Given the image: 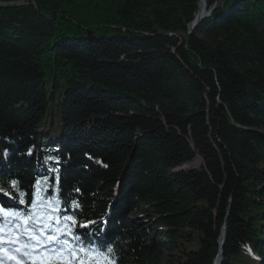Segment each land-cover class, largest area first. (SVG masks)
Returning a JSON list of instances; mask_svg holds the SVG:
<instances>
[{"label":"trees","instance_id":"1","mask_svg":"<svg viewBox=\"0 0 264 264\" xmlns=\"http://www.w3.org/2000/svg\"><path fill=\"white\" fill-rule=\"evenodd\" d=\"M198 3L0 0V195L81 264H215L224 229L264 264V0Z\"/></svg>","mask_w":264,"mask_h":264},{"label":"rangeland","instance_id":"2","mask_svg":"<svg viewBox=\"0 0 264 264\" xmlns=\"http://www.w3.org/2000/svg\"><path fill=\"white\" fill-rule=\"evenodd\" d=\"M217 7H218L217 3L214 4L212 6V8H210V9L208 8V5H206V9L205 10H206V12H210L211 13ZM198 11H199V8H198ZM198 14L200 15V11H199V13H197V15ZM204 16H205V18L207 17V15H204ZM190 30H191V28H190ZM201 162L203 163V161L198 157L192 163L183 165L181 168L184 167L185 169L180 170V172H182V171H190V170H199L203 166V164ZM175 173H176V171H175ZM7 201H8V199L4 198V202H7ZM7 206H9V204H7ZM14 229L16 230L18 228H14ZM4 234H7V233L5 232ZM24 234L28 235V233H23L22 232V237L25 236ZM10 235H11V233H10ZM61 236L63 237L64 235L62 234ZM17 237L18 236H13L12 235V240H13L14 244H17V243H15ZM59 245H60V243L59 244L55 243L52 247H49V249L47 250L46 253H40V251H39L40 249H36V248L32 249V251L30 253H33V256L28 257V259L31 258L32 261H34V262H42L43 264L49 263V262H51L53 260H56V261H58L60 263L68 262L70 264H75V263L81 264L82 259H83L82 254H81V257L79 258L78 251L75 248L69 246V244H67V245L62 244L61 246H59ZM13 248L14 247L10 248L8 246H4L2 253L12 254L11 252H13V250H14ZM58 248L62 249V250L61 251H56V249H58ZM2 253H0V258L4 259L3 255L1 256ZM37 260H39V261H37ZM0 264H2V263H0Z\"/></svg>","mask_w":264,"mask_h":264},{"label":"snow or ice","instance_id":"3","mask_svg":"<svg viewBox=\"0 0 264 264\" xmlns=\"http://www.w3.org/2000/svg\"><path fill=\"white\" fill-rule=\"evenodd\" d=\"M13 187H15V185H13ZM3 212L4 210L0 208V213H3ZM10 215H14V214H10ZM17 219H20V218L17 217ZM66 219H71V218L69 217ZM24 232L28 233L26 242H21L19 237H17L16 239V243L19 246L15 248V252L19 255L20 258H24L28 256L30 252L32 251V249L40 248L41 250H43L45 246L52 247V244H51L52 241H55L57 244L60 242L59 238L52 235L50 231L45 233V232H37L35 230H32L29 233L28 228L25 227ZM8 242L12 243L13 241L10 240ZM3 243H4L3 238L0 237V253L3 252ZM61 250L62 249H59V248L56 249V251H61ZM12 259L14 261V264H20V260L17 259L16 257H12ZM106 264H110V262H106Z\"/></svg>","mask_w":264,"mask_h":264},{"label":"water","instance_id":"4","mask_svg":"<svg viewBox=\"0 0 264 264\" xmlns=\"http://www.w3.org/2000/svg\"><path fill=\"white\" fill-rule=\"evenodd\" d=\"M205 15L210 16L211 13H210V12H206ZM204 18H205V16H204L203 18H201V19L198 20V17L196 16V17H195V20L193 21L194 24H193V28H192V29L195 30L196 27L200 25V23L202 22V20H203ZM183 169H185V168L183 167V168H181V169H177L176 172H178V171H180V170H183ZM188 169H189V168H188ZM224 239H225V229H224V232H223V234H222L221 248H220V252H219V254H218V257H217V259H216V261H215V264H220L221 261H222V255H223L222 246H223V243H224Z\"/></svg>","mask_w":264,"mask_h":264},{"label":"bare ground","instance_id":"5","mask_svg":"<svg viewBox=\"0 0 264 264\" xmlns=\"http://www.w3.org/2000/svg\"><path fill=\"white\" fill-rule=\"evenodd\" d=\"M207 1L208 0H199V3H198V8H199V11H200V15L198 14L197 15V17H198V20L199 19H201V18H203V16L205 15V13H206V5H207ZM199 11H198V13H199ZM201 16V17H200ZM193 24L194 23H192V25H191V31L193 30L192 28H193Z\"/></svg>","mask_w":264,"mask_h":264}]
</instances>
